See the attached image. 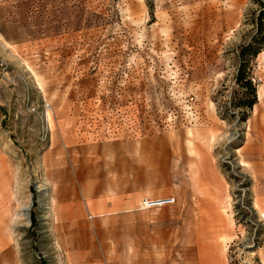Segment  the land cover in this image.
Masks as SVG:
<instances>
[{"label":"rangeland","instance_id":"374dc122","mask_svg":"<svg viewBox=\"0 0 264 264\" xmlns=\"http://www.w3.org/2000/svg\"><path fill=\"white\" fill-rule=\"evenodd\" d=\"M250 6L0 0V264H264Z\"/></svg>","mask_w":264,"mask_h":264},{"label":"trees","instance_id":"16d2710c","mask_svg":"<svg viewBox=\"0 0 264 264\" xmlns=\"http://www.w3.org/2000/svg\"><path fill=\"white\" fill-rule=\"evenodd\" d=\"M255 6H250L245 12L244 23L250 25L248 33L237 48V67L234 76L238 88V97L230 103L240 108L239 120L245 121L248 111L257 101L256 85L251 80L253 59L264 49V0H250Z\"/></svg>","mask_w":264,"mask_h":264},{"label":"crops","instance_id":"0c3cea01","mask_svg":"<svg viewBox=\"0 0 264 264\" xmlns=\"http://www.w3.org/2000/svg\"><path fill=\"white\" fill-rule=\"evenodd\" d=\"M259 92V91H258ZM258 94V93H257ZM259 94L261 95V92H259ZM260 97V96H259Z\"/></svg>","mask_w":264,"mask_h":264},{"label":"built area","instance_id":"2783aa9c","mask_svg":"<svg viewBox=\"0 0 264 264\" xmlns=\"http://www.w3.org/2000/svg\"><path fill=\"white\" fill-rule=\"evenodd\" d=\"M172 200V199H171Z\"/></svg>","mask_w":264,"mask_h":264}]
</instances>
